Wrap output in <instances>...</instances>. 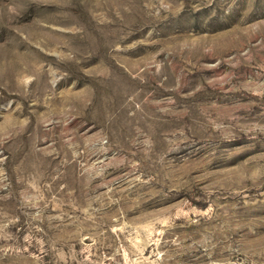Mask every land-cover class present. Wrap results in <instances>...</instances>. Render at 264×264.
<instances>
[{"label":"rangeland","instance_id":"obj_1","mask_svg":"<svg viewBox=\"0 0 264 264\" xmlns=\"http://www.w3.org/2000/svg\"><path fill=\"white\" fill-rule=\"evenodd\" d=\"M0 264H264V0H0Z\"/></svg>","mask_w":264,"mask_h":264}]
</instances>
